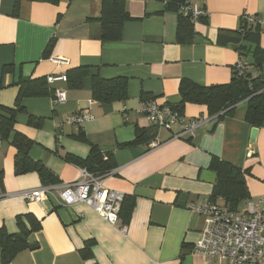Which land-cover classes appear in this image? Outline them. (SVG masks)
Masks as SVG:
<instances>
[{
	"label": "crops",
	"instance_id": "obj_1",
	"mask_svg": "<svg viewBox=\"0 0 264 264\" xmlns=\"http://www.w3.org/2000/svg\"><path fill=\"white\" fill-rule=\"evenodd\" d=\"M122 1L132 20L124 22L119 41H101L93 21L100 16L99 0H0V107L14 108L21 79L46 80L88 69L80 89L68 88L66 81L46 82L52 94L65 92L63 103L54 104L53 95L21 99L25 112L16 114L14 131L32 142L30 159L51 172L60 186L80 176V168L64 158L86 159L97 148L112 166L104 187L134 201L125 233L85 204L64 207L50 196H42L40 204L32 202L24 193L41 188L40 177L36 172L15 174L16 149L11 138H0V228L17 233L16 218L25 214L41 225L27 238L38 248L21 251L11 264H223L194 252L204 219L188 209L209 202L216 183L211 159L245 172L248 201L264 197V120L251 148L253 127L244 120L245 101L219 121L208 116L205 106L186 104L182 115L204 123L184 138H174L176 130L155 131L141 113L151 100L177 104L182 79L200 86L227 84L241 60L250 64L247 71L253 78L264 79V66L252 69L251 54L241 58L238 50L244 44L238 37L241 16L264 13V0L189 1L206 13L190 19V44L176 40L178 13L167 10L172 0ZM257 45L264 51L261 30ZM249 46L253 50L256 45ZM93 76L124 78L125 100L95 101ZM83 110L89 111L90 121L80 127L65 123L68 115ZM138 131H147L151 140L127 145ZM151 143L158 146L151 149ZM88 242L93 243L92 258L83 260L80 251Z\"/></svg>",
	"mask_w": 264,
	"mask_h": 264
},
{
	"label": "trees",
	"instance_id": "obj_2",
	"mask_svg": "<svg viewBox=\"0 0 264 264\" xmlns=\"http://www.w3.org/2000/svg\"><path fill=\"white\" fill-rule=\"evenodd\" d=\"M99 1L101 2L100 16L93 18V21L99 25V39L101 41H119L122 36L124 22L132 20V18L125 12L122 0ZM187 1L191 0H172L167 8L169 11L178 13L176 40L180 44H190L193 37L190 18L188 16L184 17L180 12V6ZM259 32L260 28L258 26H247L243 22L238 32V37L244 42L238 48L239 55L243 58L251 54L253 59L251 67L257 71H261L264 66V51L257 45ZM251 43L256 45L253 50L249 46ZM51 44L52 41L48 44L46 52ZM248 65L250 66V64L247 63V68ZM247 68L241 76L236 75V72L233 71L231 80L222 85L200 86L190 80L182 79L179 85V102L169 107L182 115L186 104L203 105L207 109L208 116L219 121L223 116L231 115L234 107L245 101L247 103L245 122L253 128H260L264 120V79L262 75L253 78L248 73ZM87 75L88 69L86 67L68 71L65 74L68 88L80 89ZM18 86L19 92L14 108L0 107V138L6 142L11 138L10 145L16 149L15 174L36 172L43 186L55 185L58 181L52 173L40 163L30 159L29 150L32 142L14 131L16 114L25 112L23 107L20 106L21 99L52 96L54 93L52 94L45 79H21ZM90 89L92 98L98 103L106 104L113 101H123L126 98V81L124 78L102 80L98 76H93ZM33 121L35 120L30 117L29 123L32 124ZM153 129L156 131L155 128ZM151 137L152 135L148 134L147 131H138L134 141L127 145L149 142ZM64 160L80 169H86L96 176H107L112 170L107 154L94 147L91 148L86 159L66 156ZM209 169L216 175V183L209 202L217 205V201L221 200L225 209L230 212H240V205L249 202V194L244 180L245 172H241L218 158L211 159ZM1 185L2 179L0 176ZM133 206L134 201L124 196L119 212L121 225L128 222ZM16 225L18 232L14 234L7 233L3 227L0 228V264H11L15 256L21 251H33L38 248L37 245L28 244L27 238L31 233L40 230V222L32 214H25L16 218ZM92 246L93 243L88 242L80 251L83 260L92 258Z\"/></svg>",
	"mask_w": 264,
	"mask_h": 264
},
{
	"label": "built area",
	"instance_id": "obj_3",
	"mask_svg": "<svg viewBox=\"0 0 264 264\" xmlns=\"http://www.w3.org/2000/svg\"><path fill=\"white\" fill-rule=\"evenodd\" d=\"M183 15L196 21L206 15L196 3L186 2L180 7ZM241 20L247 26H258L264 32V13L259 16L244 13ZM247 68V62L238 61L234 66L236 75L241 76ZM66 81V76L51 75L46 82ZM65 101V92L54 91L53 103ZM93 104L90 101L88 105ZM141 113L149 125L157 131H174V138L193 136L204 123L202 118L186 119L167 105H159L154 100L148 101ZM92 119L88 110L70 114L66 117L67 125L80 127ZM151 143V149L157 147ZM109 175V174H108ZM107 175V176H108ZM106 176H96L86 169H80L78 180L60 186H42L24 193L26 199L37 204L42 196H50L58 205L71 207L75 204H85L111 226L126 232V225H121L119 212L124 195L108 190L103 185ZM188 209L204 219V227L199 241L194 246V252L207 260H218L223 264H264V197L250 200L242 212H230L223 206L210 202L193 203Z\"/></svg>",
	"mask_w": 264,
	"mask_h": 264
},
{
	"label": "water",
	"instance_id": "obj_4",
	"mask_svg": "<svg viewBox=\"0 0 264 264\" xmlns=\"http://www.w3.org/2000/svg\"><path fill=\"white\" fill-rule=\"evenodd\" d=\"M236 46H233V49H235ZM257 129L256 128H253L251 130V134H250V142H249V145L251 148H255V140H256V136H257Z\"/></svg>",
	"mask_w": 264,
	"mask_h": 264
},
{
	"label": "rangeland",
	"instance_id": "obj_5",
	"mask_svg": "<svg viewBox=\"0 0 264 264\" xmlns=\"http://www.w3.org/2000/svg\"><path fill=\"white\" fill-rule=\"evenodd\" d=\"M251 68H252V67H251ZM252 69H253V68H252ZM242 205H244V204H241V205H240V208H239V209H240V210H239L240 212H242V208H243Z\"/></svg>",
	"mask_w": 264,
	"mask_h": 264
}]
</instances>
